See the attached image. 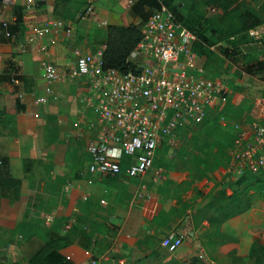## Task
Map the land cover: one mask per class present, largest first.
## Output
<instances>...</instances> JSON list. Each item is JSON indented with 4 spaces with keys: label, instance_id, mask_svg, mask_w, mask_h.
I'll use <instances>...</instances> for the list:
<instances>
[{
    "label": "rangeland",
    "instance_id": "1",
    "mask_svg": "<svg viewBox=\"0 0 264 264\" xmlns=\"http://www.w3.org/2000/svg\"><path fill=\"white\" fill-rule=\"evenodd\" d=\"M60 3L63 4L60 13L74 28L67 34L77 44L73 60L79 53L105 49L108 22L104 19L109 16L120 14L124 17L120 22L144 27L133 13L131 2L127 10L121 8V13H116L110 0H60ZM235 4L239 5L238 11L222 18L221 12L208 8L202 0H174L175 8L185 14L186 25L197 35V42L211 49L205 75L224 79L228 91L208 121L182 130L174 147L158 151L155 166L162 167L163 174L155 180L150 171L142 181L151 195L146 202L134 199L136 186L140 184L137 179L121 176L116 182L111 179L99 182V178L90 184L86 181L88 176L82 172L89 162L88 144L100 136L98 120L85 102L86 91L80 79L48 80L44 100L47 105L52 102L54 108L46 134L47 160L24 159L13 165L14 175L22 185L18 198L10 194L1 199L4 206L0 209V264H29L38 248L34 246L38 239L47 241L59 236L69 239L71 232L79 237L87 235L84 239L88 242L87 251H91L86 263L92 264L102 254L121 249L119 227L114 223L132 206L142 208L149 222L159 223L161 228L154 235L141 232L139 239L125 238L131 248L136 246L138 256H144L161 244L168 246L167 237L175 230V223L191 221L198 212L196 209L201 208L202 199L219 189L230 194L244 188L245 184H239L229 171V147L231 137L256 120L262 105L264 38L239 53L225 50L240 11L259 14L262 22L258 28L264 35V0H235ZM200 25H204L206 40L199 36ZM59 82L60 87L54 88L53 84ZM77 179H82L81 183ZM70 182L74 186L66 190ZM250 193L252 206L256 207L249 222L254 223L252 234L245 232L239 237L232 253L229 246L221 252L215 245L218 236L212 225L219 216H211L203 226L205 236L201 241L211 258L221 264H263L252 255V249L261 248L260 240L264 241V183L261 190ZM242 194L244 199L248 198V193ZM48 213L54 219L51 224L45 220ZM66 259L74 263L72 258Z\"/></svg>",
    "mask_w": 264,
    "mask_h": 264
},
{
    "label": "built area",
    "instance_id": "2",
    "mask_svg": "<svg viewBox=\"0 0 264 264\" xmlns=\"http://www.w3.org/2000/svg\"><path fill=\"white\" fill-rule=\"evenodd\" d=\"M36 4L29 0L27 7ZM1 23L4 35L11 38L10 22ZM50 27L66 34L73 30L70 22L53 19L29 37L43 56L47 79H81L85 102L98 120L100 136L88 144L89 162L82 174H87L89 184L109 176L137 179L140 184L134 199L147 201L151 195L142 181L150 171L155 180L163 174V168L155 166L158 151L174 147L182 130L201 123L227 93V83L205 75L201 55L195 49L197 35L162 1L148 17L143 37L129 56L137 71L106 67L104 49H98L79 53L63 73L46 58L47 46L40 44L39 36ZM249 33L256 39L263 36L258 27L250 28ZM229 152L232 177L238 179L247 173L264 177V98L256 120L240 129ZM73 186L70 182L65 189ZM45 220L54 221L49 213ZM167 240L169 250L175 251L184 235L172 231ZM92 264H99V260Z\"/></svg>",
    "mask_w": 264,
    "mask_h": 264
},
{
    "label": "crops",
    "instance_id": "3",
    "mask_svg": "<svg viewBox=\"0 0 264 264\" xmlns=\"http://www.w3.org/2000/svg\"><path fill=\"white\" fill-rule=\"evenodd\" d=\"M34 1L37 4L29 8L27 7L29 0H17L15 3L8 4H3L1 0L0 6V35L4 34L1 23L3 20L9 21L11 25L16 24L17 11L20 6H22L23 13L22 22L13 36L7 38L4 35L5 41L0 39V154H9L13 174V165L18 161L47 160L46 138L48 135L46 134L51 127L49 124L54 108L52 102L47 105L44 100L48 79L45 75L43 56L37 50V45L29 41V37L35 34L36 29L46 26L53 19L65 20L60 13L63 6L60 0ZM135 1L110 0L111 7L116 13H121V8L128 9V2L134 3ZM119 15L109 16L104 20L108 22V25H127L119 21L124 18ZM39 37L40 44L47 46L48 56L46 58L54 62L64 73L75 61L73 51L77 47L76 42L61 29L57 31L52 27L45 30ZM239 38V36L236 38L237 42ZM246 38L249 40L241 42L242 49H245L247 45L259 43L254 42L250 36ZM200 61L206 68L208 57L203 55ZM16 75L22 78H16ZM66 78L70 77L66 76ZM80 81L82 82L81 79ZM60 84V82L55 83L53 87L59 88ZM81 85L84 87L83 83ZM105 179L109 178H101L98 181ZM79 180L81 183L82 179H77ZM137 187L138 185L136 189ZM230 192L228 194L226 190V195H233L234 191ZM200 204L201 208L196 209L198 212L194 213L191 221L175 223L174 231L184 235V241L177 250L171 251L168 246L161 244L144 256H138L136 246L131 248L125 238L139 239L141 232H145L144 235H154L161 228L159 223L149 222L150 219L148 220L144 215L142 208L132 206L126 209L124 216L114 223L119 227L118 246L121 249L102 254L97 259L99 264H202L204 261H209V264H221L211 258L207 246L201 241L205 236L203 226L209 223L211 216H219L212 225L218 236V240L214 239L215 245L219 246L221 252L229 246L230 253H232L239 242V237H242L245 232L251 233L254 223H249L250 216L256 207L251 205L247 211L226 218L224 213H220V202L216 201L213 194L205 200L202 199ZM1 206L0 209L3 210L4 201ZM74 233H70L69 240L76 241L66 248L63 247L61 253L66 258H72L73 264H87V255L91 251H87L89 246L87 240L84 239L87 235L79 237ZM260 241L263 246L259 249L264 252L263 238ZM44 243V239H38L34 245L38 247L36 251ZM262 263L264 264V254Z\"/></svg>",
    "mask_w": 264,
    "mask_h": 264
},
{
    "label": "trees",
    "instance_id": "4",
    "mask_svg": "<svg viewBox=\"0 0 264 264\" xmlns=\"http://www.w3.org/2000/svg\"><path fill=\"white\" fill-rule=\"evenodd\" d=\"M161 1L167 4L175 13L178 18L185 23V14L178 11L173 5L174 0H136L133 3L132 11L137 15L140 20L145 24L148 17L161 6ZM202 2L208 7L213 8L221 12V17L226 18L231 14L235 13L239 9V5L235 4V0H202ZM1 6V0H0ZM23 13L22 6L19 7L17 11V21L16 24L9 26V30L15 33L18 30L19 24L22 22ZM233 31L229 39V46L226 47L227 50H231L233 53L242 52L241 44L246 37H251L254 42H263V33L260 39L252 37L249 33V29L253 27H258L262 22L259 14L251 11L244 10L240 11L234 19ZM186 24V23H185ZM204 25L197 26L199 36L206 40L205 29L202 27ZM202 27V28H201ZM240 37L238 42L237 37ZM143 37V28L139 24H129V25H117L109 24L106 30V46L104 49V65L106 67H116L123 72L130 70L137 71V66L130 59L129 56L133 49L136 47L138 42ZM233 37V38H231ZM0 39L5 41L6 38L4 34L0 35ZM249 40V39H248ZM242 42V43H241ZM199 44L198 46L196 44ZM195 49L199 52L201 56L205 55L210 59L212 55L210 48L201 45L199 42L195 43ZM207 66V65H206ZM16 78H22L20 75H16ZM215 110V109H214ZM209 113L205 119L197 124L200 125L208 121V117L213 114V111ZM236 136L233 135L230 141V147L233 146ZM169 148V147H168ZM230 161V156H229ZM119 176H109L108 178L117 181ZM239 184H245L241 191H234L233 195H226V190L219 189L213 193L216 201L220 202L219 210L220 213H224L225 217H229L235 214L244 212L252 205V200L249 198L250 191L257 189H262L264 183V177L258 174L247 173L246 175L237 179ZM22 182L16 177L11 170L10 156L7 153L0 154V207L1 199L10 194H13L16 198L20 196V188ZM248 193V198L244 199L242 192ZM71 243L66 236L52 237L45 241V243L29 258V264H71L69 260L61 253V249L64 246H68ZM264 252L261 249L254 247L252 249V255L258 257L262 260Z\"/></svg>",
    "mask_w": 264,
    "mask_h": 264
}]
</instances>
